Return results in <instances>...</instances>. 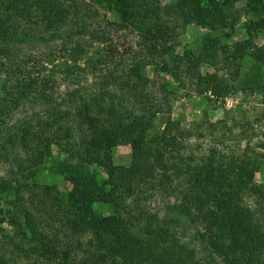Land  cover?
<instances>
[{"label": "trees", "instance_id": "1", "mask_svg": "<svg viewBox=\"0 0 264 264\" xmlns=\"http://www.w3.org/2000/svg\"><path fill=\"white\" fill-rule=\"evenodd\" d=\"M172 1L186 23L190 18L184 7L195 6L200 11L198 18H207L210 25L221 11L213 0L204 5L203 0ZM123 3L128 1H114L116 7ZM97 4L99 0H0V71L4 75L0 87V161L7 165L0 189H15L16 202L21 200L18 187L34 176V167L55 146L66 155L59 166L71 184L67 202L78 214L65 219L71 228L70 238L80 230L90 231L85 239L66 242L53 225L49 194H33L29 199L32 210L25 208L23 222L18 223L23 227L20 232L10 233L1 225L11 209L0 214V249L28 256L20 241L24 239L37 252V260L46 264H74L77 254L81 256L79 264H264V232L243 203L247 190H257L253 173L246 167L251 160L245 152L233 153L230 158L216 152L217 157L211 154L200 160L185 156L179 141L190 133L169 115L159 132L131 126L136 117L151 119L166 113L150 87L158 82L159 90L166 94L169 83L160 74L178 76L175 63L164 60V55L179 44L178 38L173 33L174 42L161 43L159 36L166 38L169 29L165 26L151 31L154 26L146 20L150 13L146 5L144 17L133 26L146 22L145 34L150 33L153 41L143 46L151 59L142 66H126L124 59L113 53L112 45H105L109 51L92 46L93 42L112 43L101 22H92L99 12ZM247 5L257 10L253 0ZM105 23L120 29L132 27L118 21ZM217 34L225 33L211 25L196 39L203 43L202 52L193 55L188 69L212 60L214 47L207 40ZM49 42L61 43L58 51L72 63H65V71L60 72L66 75L64 80L73 78L76 84L54 96L47 90L50 86L42 65L52 60L50 53L44 57L36 52L22 53L26 44ZM146 64L152 65L155 76L149 77ZM88 74L94 78L86 85L82 80ZM214 79L215 75L204 77L217 97L221 89ZM37 104L41 106L36 108ZM26 105L31 106L28 111ZM244 135V131L223 133L212 142L219 145ZM114 139L130 145V163L115 166L102 178L87 171L89 165L112 166L109 142ZM172 175L182 177L184 185L172 183ZM167 187L180 196L175 207L179 216L175 218L158 217L147 207L153 192L166 191ZM96 202L111 204L113 212L97 214L92 209ZM181 223L193 229L196 247L178 237L176 228ZM0 264H10L9 259L0 257Z\"/></svg>", "mask_w": 264, "mask_h": 264}, {"label": "rangeland", "instance_id": "2", "mask_svg": "<svg viewBox=\"0 0 264 264\" xmlns=\"http://www.w3.org/2000/svg\"><path fill=\"white\" fill-rule=\"evenodd\" d=\"M114 1L116 0H99L100 5L97 4L99 12L92 21L101 22V27L108 31L112 37V43L93 42V47L104 46L102 48L109 51V46L105 45H112L113 53L117 57L121 56L127 63L126 66H142L144 62L151 59L150 55L145 54L143 46L145 43L153 41L150 33L145 34L146 22H141L140 26H133L135 23L137 24L138 19L142 20L144 17L146 5L150 7V13L146 20L149 26H154L151 31H158L165 26L169 29L170 35L166 38L161 32L163 36L158 38L161 39V43L168 45L172 41L174 42V36L179 40V44L164 55V60L167 63H175L173 68L178 76L160 74L169 83L168 93L165 94L159 90L158 82L150 87L153 90V97L156 95L158 101L163 103L162 110L166 109V113H157L151 119L136 117L130 122L132 128L159 132L169 115L172 120L178 121L179 125L188 129L190 133L179 141L181 151L185 156L191 155L195 160H200L211 154L217 157L218 153H223L227 155L226 158H230L233 153L245 152L248 160H251V163L246 167L253 173L252 181L257 190L255 192L247 190L243 196V203L260 225V230L264 232V0H253L256 3V11L247 5L248 0H213L215 4L220 5L221 11L216 18L217 21L212 22L211 25L214 29L224 31L225 34L224 36L213 35L207 40V43L214 47L212 60L209 62L200 61L191 69H188L189 65H193L191 59L202 52L203 43L202 41L199 43L196 39L211 27L207 18L205 20L198 18L197 15L200 11L195 6L184 7L186 16L190 18L189 23H186L184 18L179 15L178 6L172 0H127L128 4L123 3L119 7L114 5ZM202 2L203 5L207 3L206 0ZM105 20L129 23L132 27L127 26L125 29H120L116 25L105 23ZM173 33L174 36H172ZM60 44L59 42H49L22 46V53L27 55H36L37 53L44 57L50 53L49 57L52 60L50 62L43 61L42 65L45 67L44 74H46V80L50 86L47 90L55 95L64 93L76 85L73 78L64 80L66 75L64 72H60L65 71V63H72L68 58L66 59V54L58 51ZM86 46L89 47V43ZM34 52L36 53L34 54ZM144 68L149 77L155 76L152 65L146 64ZM207 75L216 76L214 81L220 85L221 89L219 96L216 97L206 85L204 77ZM93 78L88 74L84 76L82 83L87 85ZM3 80L4 75L0 71V87ZM163 94H165L164 100L162 99ZM40 106L37 104L36 108ZM28 107L31 106H24L25 110L28 111ZM242 131L245 132V135L238 140L226 141L219 145L212 142L213 137L217 135ZM109 145L112 166L105 168L89 165L86 168L87 171L95 173L100 178L109 176L115 166L130 163L129 144L114 139L109 142ZM213 151L215 152L212 153ZM65 157L63 152L52 146L50 155L45 156L43 161L34 167V176H30L18 187L19 197L21 195L23 197L21 200L19 198L17 202L15 189H0V214H3L5 209H11V214H5L1 223L7 231L10 233L16 231L15 234L20 232L23 227L18 226V223L23 222L25 208L32 210L29 199L33 194L43 196L48 193L47 201L49 210L52 211L53 225L59 228L62 239L66 242H75L76 237L85 239L90 235V231L86 229L78 231V234H74L73 238H70L71 228L68 227L65 219L66 217H78V214L72 212L69 207L70 203L66 199L71 184L59 166V162ZM6 177L7 165L0 161V178ZM171 178L172 183L181 185L183 182L182 177L176 179L172 175ZM52 195H56L58 198L51 197ZM179 198L176 191L168 190L167 187L166 191L153 192L146 203L149 212L158 217L175 218L179 216L175 210L176 205L180 203ZM68 208L71 212H67ZM92 209L100 215H109L113 212V206L106 202H96ZM201 226L203 225L201 224L199 228L203 230ZM176 231L182 241L196 247L193 229L190 226L181 223L180 226H177ZM20 241L28 249V256H17L13 251L4 252L0 249V257L8 258L10 264H46L45 260H37L38 254L31 250L28 241L24 239ZM55 251L60 252L57 247ZM76 259L73 263L79 264L78 260L81 259V256L77 254Z\"/></svg>", "mask_w": 264, "mask_h": 264}]
</instances>
